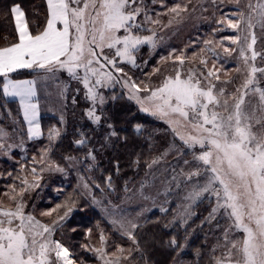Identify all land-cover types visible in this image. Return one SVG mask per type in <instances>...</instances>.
<instances>
[{
	"label": "snow or ice",
	"instance_id": "1",
	"mask_svg": "<svg viewBox=\"0 0 264 264\" xmlns=\"http://www.w3.org/2000/svg\"><path fill=\"white\" fill-rule=\"evenodd\" d=\"M234 2L240 4V0ZM46 3V25L36 34L30 31L20 5L14 4L10 12L15 21L18 42L0 47L3 94L19 99L23 119L28 123L29 139L42 135L39 105L34 100L36 81L12 79L11 73L18 69L33 68L53 74L66 70L86 89L85 98L91 101L86 115L96 124L102 120V114H97V109L106 103L101 89L121 84L128 89L129 98L141 104L143 111H150L143 106L144 101L150 102L153 105L151 114L166 118L174 126L173 131L189 148L199 146V151L192 154L196 166L181 174L188 181H196L187 200L195 203L205 194L214 196L216 205L209 218H214L222 210L229 220L224 230L225 242L219 245L225 252L222 257L215 258V264H264V67L257 66L258 58L264 62V51H257L254 47L257 36L253 31L257 24L264 31V0H257L255 5L249 0L247 8L250 11L247 15L241 10L233 14L234 18L227 20V27L235 29L238 34L216 42L222 48L223 55L213 47L214 41L204 40V47L199 52H192L190 57L185 54L186 50L176 54V49L167 57H161L163 61L171 59L179 67L154 88L148 85L141 87L143 82L138 84L134 81L120 63L127 62L138 67L136 53L140 47L148 45L155 48L159 42L154 29H148L150 35L140 34L145 24L160 25L161 15L170 16L165 27L174 21L179 22L183 14L189 11L187 3H176L167 12L156 13V18L148 14L144 0H46ZM141 15L143 21L138 20ZM221 22L217 21L218 24ZM58 24L62 27H58ZM121 30L122 34H118ZM223 40H230L237 47H224ZM106 49L114 50V54H107ZM205 53H210L213 58L211 68L208 67ZM233 53H237L238 65L232 71L238 75L243 73L244 79L240 86L229 93L227 85L232 84L234 78L224 69V64L216 67V61L226 62L233 57ZM186 62L190 66L184 69ZM222 70L227 79L221 78L219 73ZM160 71L159 67L153 68V74ZM140 92L149 95L141 98ZM252 97H255V103ZM181 127L191 131L181 132ZM139 128L137 125V130ZM109 135L115 136L116 132L112 131ZM7 136L8 133L0 128V151L13 147L5 142ZM59 136L60 129H49L50 143ZM75 143L84 145L87 138L81 134ZM49 151L50 148L42 149L39 161L33 156V164L42 165ZM88 155L95 159L91 151ZM155 163L157 160L154 159L149 167ZM184 163L188 164L189 161L185 160ZM24 168L25 165H21V170ZM44 170L41 167L39 172ZM55 170L63 171L58 165ZM39 172L36 167L30 169L33 176L31 182L26 176L17 177L20 188L18 194L10 196L13 206L0 207V264H76L69 248L51 238L54 226L73 211V197L69 195L64 204L41 212V216H51L58 209H66L58 220L52 222V226L43 224L31 212H25L24 196L40 186ZM201 177H205L203 184L200 183ZM108 181V187L111 188V177H108ZM9 188L11 192H16L15 183ZM83 188L90 192L87 182L83 183ZM93 203L100 202L93 197ZM161 211L166 209L162 208ZM112 223L136 243L132 230L141 225L123 218L114 219ZM233 229L242 232V237L231 239ZM91 231L88 229L87 234L90 235ZM99 239L102 247L92 251L103 264H120L121 259L127 260L131 255L132 249L126 250L116 245V251L110 254L112 259H109L103 230ZM168 243L176 248L182 247L175 237ZM82 247L87 248L88 245ZM126 251L127 256L124 255Z\"/></svg>",
	"mask_w": 264,
	"mask_h": 264
},
{
	"label": "trees",
	"instance_id": "2",
	"mask_svg": "<svg viewBox=\"0 0 264 264\" xmlns=\"http://www.w3.org/2000/svg\"><path fill=\"white\" fill-rule=\"evenodd\" d=\"M14 4L23 8L33 34L42 30L46 24L48 13L45 0H0V47L18 41L15 21L10 12ZM155 6L157 7L152 5L153 10ZM199 27L207 31L208 25ZM216 29L219 32L215 35H219L220 40L229 33L226 28ZM255 29L257 43L254 47L257 51H264V31L258 24ZM202 32L200 31L199 35H202ZM184 42L187 43L186 40ZM223 45L234 47L230 40H223ZM222 63L237 65L236 62L231 63V60H222ZM257 66L264 67V62ZM136 70L137 73L140 72ZM42 71L35 68L18 69L10 76L31 78L36 81L38 88L39 77L46 74ZM146 71L145 68L142 70L143 73ZM239 75L237 74L236 78L238 83ZM65 76L66 74L62 79ZM3 79V76H0V127L8 131V141L12 139L18 142L20 148L25 149L21 150V153L19 146H14L11 152L13 161L11 158L0 160V192L8 190L13 183L16 190H19L20 180L17 177L32 178L30 169L39 168L38 163L33 164V156L39 161L41 150L50 148L45 158L46 163L55 167L58 165L63 171H56L55 168L44 170L43 188L37 191L41 197L35 199L38 196L35 193L36 196L32 195L31 202L26 206L29 208V205H34V209L40 207L41 211H48L57 204H64L69 195L73 197V211L54 226L52 235L55 240L61 241L71 250L77 261L83 264H97V254L92 249L102 246L99 236L103 230L107 239L105 250L109 255L116 251V245L126 250L132 249L128 259H121L120 264H173L178 259L186 261H180L181 264H215V218H209L213 207L207 199L197 200L188 207V202L183 197L186 196L185 192H188L187 187H183L186 185V178L181 173L183 170L187 173L194 167L187 166L185 160L178 157L185 159L192 151L172 135L173 131L164 118L143 112L127 96L121 84L117 83L105 90L106 103L97 109V114H102V120L99 124L93 123L86 115L89 101L80 93L81 90L77 92L72 80L68 79L63 85L64 80L59 79L62 84L56 82L60 89L63 86L65 94L64 103L57 105L62 114L41 112L42 135L29 139L19 102L3 94ZM113 96L116 99H112ZM109 125L112 127L109 128ZM137 125L140 126L139 130ZM50 128L60 129V136L51 143L48 139ZM112 131L116 132L115 136L109 135ZM81 134L87 138V143L77 145L75 141L81 138ZM89 151L95 157L94 160L88 155ZM166 157L169 158L168 161L164 160ZM154 159L157 163L149 167ZM21 165H25L23 170ZM9 173L12 175L9 176ZM66 173L67 176H64ZM41 174L39 172V175ZM108 177H111V188L108 187ZM79 178L83 183L89 184L90 192L80 188ZM194 183L195 180L187 182L191 188ZM133 185H142L140 189L143 191L130 193ZM93 197L100 203L102 201L105 207L110 203L120 204L125 199L121 208L125 209L131 205L128 211L138 212L137 224L141 227L132 230L136 243L123 235L108 219L107 210L110 208L93 203ZM131 200H135V203L132 204ZM162 208L166 211H161ZM65 210L61 208L51 216H45V224L52 226V222L58 220ZM118 213L111 211V217H117ZM88 229L92 230L90 235L87 234ZM173 237L182 247L176 248L168 243ZM83 245L88 247H82ZM117 255L120 253L117 252ZM124 255H128L127 251Z\"/></svg>",
	"mask_w": 264,
	"mask_h": 264
},
{
	"label": "rangeland",
	"instance_id": "3",
	"mask_svg": "<svg viewBox=\"0 0 264 264\" xmlns=\"http://www.w3.org/2000/svg\"><path fill=\"white\" fill-rule=\"evenodd\" d=\"M176 3H180L182 5L185 3L188 4L189 11H187L183 14V19L180 20L179 22L174 21L171 25L165 27L164 25L168 24V20L170 19V16L169 15H161L159 17V19L162 22L160 25H152V24L146 23L144 26V29L141 30L140 34L141 35H150L151 32L148 31V29H154L156 31V37L159 41L157 46L155 48H152L148 45H142L140 47L139 51L136 53V63L138 65V67H133L132 65L128 64L127 62H121L120 63V66L124 68L125 73H127V75L130 76L134 81H136L138 84L143 82V84H141V87H143V85H148L149 87L154 88V87L158 86L163 81L165 76L174 74V69L179 67V65L174 64L171 59L166 60V61L161 60V57H167L168 54L170 52H172L173 49H176V54H179L181 50H186L185 54L190 57L192 52H194V51L199 52V49L201 47H204V44H203L204 40H212V41H214L213 47L216 48V51L223 54L222 48L216 43V42H219V40H220V36L215 35L216 33L219 32V30L216 28L229 29L228 35L225 34L224 37L235 36L238 33L235 29H231V28L227 27V20L234 18L233 14L237 13L241 10L244 11L245 15H247L248 12L250 11L247 8V4L249 3V0H240L239 5H237L234 2V0H191L190 3H189V0H144V5L148 9V14L150 11H152L149 15L152 16L153 18H156V13L167 12V9L173 7ZM251 3L253 5H255L257 3V0H251ZM162 4H163V6H162ZM152 5H157V7L155 6V9L153 10ZM143 19H144L143 15L138 17L139 21H143ZM217 21H222V22L218 24ZM199 25H202L204 27H205V25H208L207 31L201 30ZM194 28H197V29L194 30ZM256 30L257 29H255V30L253 29L254 32H256ZM200 31H203L202 35H199ZM118 34H122V30H121V33H118ZM241 34L242 33H240V35ZM183 40L184 41L186 40L187 43H185ZM193 42H195V43L193 44ZM186 46H188V47H186ZM223 46L224 47H230V48L237 47L234 44H233L234 47L226 46V45H223ZM105 51L109 55L114 54V50L109 51L106 49ZM205 55L208 58V67L211 68L213 65V58H212L210 53H205ZM236 56H237V53H233V57L230 60H231V63L236 62L238 65V61L236 59ZM198 59H199V57L197 58V62H198ZM230 60L228 59L227 62L228 61L230 62ZM156 63H157V65L154 66V64H156ZM262 63L263 62L260 61V59L258 58L257 64H262ZM221 64H223L222 60L216 61V67H220ZM234 64L233 65H224V69L228 70L229 75L234 78V82L232 84L227 85V91L229 93L233 92L236 87L240 86L243 82V79H244V76L242 73L238 76L239 83L236 81L237 74L232 70L235 69L237 67V65H234ZM189 66L190 65L186 62V64L184 65V69L188 68ZM156 67H159L161 69V71L159 73L153 74V68H156ZM144 68L147 71L143 73L142 70H144ZM136 69H138L140 72L137 73ZM182 72H183V70H182ZM42 73H46V72L43 70ZM62 74L63 75L66 74V76H65L66 79L64 77H63L64 79H62V76H63ZM82 74H83V72L81 70V75ZM219 74L221 75L222 79H227V77H225L223 75V70ZM59 79H61L62 81L64 80L63 85L65 83H67L68 79L72 80L73 86L76 88L77 92L81 90L80 93L85 96L86 89L84 88L83 84L80 83L79 81L73 79L67 73L66 70H59V71L55 72L54 74L53 73H46L45 76L42 75L39 77L38 88L36 87L37 97L39 99V95H40V98H41V101H39L40 114L43 111L47 112V113H53L56 115L62 114V112L57 108V105H61L62 102L64 103L65 100L63 98H64L65 94L63 93V86L61 89L59 87V84H62L61 80H59ZM56 81H59V84ZM235 84H236V87H235ZM122 88L125 90V93L129 97L128 89H126L124 87H122ZM105 90L107 91V90H109V88L101 89L103 94L105 93ZM146 95H149V93H145V92L139 93V96L141 98H143ZM246 99H248V98H246ZM251 99H252L253 103L256 102L255 97H252ZM132 100L142 110L141 104L138 103L136 99H132ZM143 106L150 109V111H148V112H145L142 110L143 112H145L151 116L160 117L158 115H152L151 114V109L153 108V105L150 102L144 101ZM88 107H91V101H89ZM173 118H175V117H173ZM164 120H165V123H167V125H169V127L173 131L174 126L169 124L168 120L166 118H164ZM0 128H3V127H0ZM180 131L181 132H187V131H191V129H185V128L181 127ZM6 132L8 133V131H6ZM172 135L175 136L181 143L185 144L183 142V140L180 139V136H178L174 131H173ZM5 142L7 144L13 145V147L10 150L0 151V160H3L4 158H6V159L11 158V160L13 161V158L11 157V152H12V150H14V146L17 147L18 142L13 141L12 139H9V141H8V136H7V139L5 140ZM185 146L189 150L192 151V154L194 151H199L198 145L196 146L195 149L189 148L186 144H185ZM23 149H25V148H22V147L20 148V146H19V151H21ZM21 153H23V152L21 151ZM192 154L190 153V155L186 156L185 159H183L181 156H179L178 158L181 160L189 161V163L186 164L187 166L192 165L193 167H195L196 162L193 161ZM168 159L169 158H167V157L164 158L165 161H168ZM44 161H45V165H43V164L41 165L40 163H38V165H37V166H39V168H37L38 171L41 167H44L45 171H47V169L49 170V165H51V164L46 163L47 159H45ZM51 168L53 169V168H55V166L51 165ZM183 171H185V170H183ZM40 173H42L41 175H39V185L40 186L25 194L24 200L26 201V204L31 202L32 195H33V197L38 195L39 193L37 191H39L40 189L43 188L42 187L43 186V172H40ZM64 176H67V173ZM26 177L30 182L33 180V177L32 178H29L28 176H26ZM204 178L205 177L199 178V179H201L200 180L201 184L204 183ZM187 182H188V180H186V185H183V187L184 186L187 187V191H188V192H185L186 196H183V197H185L184 199H186L188 193L192 190L190 184H187ZM78 185L80 186L81 189H84L83 188V181L81 178H79ZM141 186L142 185H133L131 188V190L132 189L133 190L132 191L130 190V193L137 194V193L143 191L140 189ZM188 186H190V188ZM217 187H219V185H217ZM188 188H189V190H188ZM84 191L89 192V190H85V189H84ZM6 192L9 193V195H5ZM18 193H19V190H16V192L13 193V192H11L10 188L8 190H4V192L3 191L0 192V207H4V208L12 207L14 202H12V200L10 199V196L18 194ZM35 193H36V195H34ZM38 197L40 198L41 195L36 196L35 199H38ZM200 199L201 200L202 199L209 200L210 204L212 205L211 207H215V205H216L215 197L210 196L209 194H205ZM124 202H125V199H123L120 204L115 205V204L110 203V204H107V207H105L101 201V203H99L98 205H100L101 207L104 206V208H110L107 210V213H108L107 216L109 217L108 219L110 221H113L114 219L120 220L123 218L126 221H132L133 223L137 224L136 216H137L138 212L137 211H128L130 209L131 205H128L127 207H125V209H122L121 206L123 205ZM129 202H130V200H129ZM187 202H188L187 203L188 206L190 205V203L192 204V202L189 200H187ZM134 203H135V200L132 201V204H134ZM152 206L153 205H151V207ZM44 211H45L44 209L41 211L40 207L38 209H34V205H32V206L29 205V208H27V206L25 208V212H31L43 224H45V221H44L45 216H43V218H42V216L40 214H41V212H44ZM111 211H112V213H114L115 211H118L119 212L118 216L117 217L114 216L115 218L111 217ZM41 218L43 219V221ZM214 218H215V225L213 227V230H215V240L217 243V245H215V246H217V249H216L217 252H216L215 256L216 257H222L224 252H225V249L223 247H220L219 245H222L225 242L224 241V230L228 226L229 220L224 216L222 210H221V212H218ZM219 221H220V223H219ZM115 227L119 230L118 225H115ZM242 235H243L242 232H239V231L233 229L230 238L231 239H239L242 237ZM51 238L54 239L53 235ZM62 244L65 247H67L64 243H62ZM100 247H102V246H100ZM70 252H71V250H70ZM96 257H97V259H96L97 264H103V261L98 259V256H96ZM72 258L77 263L83 264L80 261H77L73 255H72ZM107 258L112 259V257L110 255ZM180 261L186 262L185 260L178 259V261H175V263H173V264H181V263H179Z\"/></svg>",
	"mask_w": 264,
	"mask_h": 264
},
{
	"label": "crops",
	"instance_id": "4",
	"mask_svg": "<svg viewBox=\"0 0 264 264\" xmlns=\"http://www.w3.org/2000/svg\"><path fill=\"white\" fill-rule=\"evenodd\" d=\"M45 2H46V0H45ZM47 4V3H46ZM19 5V4H18ZM21 7V6H20ZM21 9L23 10V8L21 7ZM24 11V10H23ZM25 18H26V16H25ZM46 25V24H45ZM58 27H62V25H59L58 24ZM18 42V41H17ZM10 78H12V77H10ZM12 79H16V80H24V79H28V80H33V79H31V78H12ZM8 98H10V99H15V100H17L18 102H19V99L18 98H13V97H8ZM34 100H35V102H38V105H39V99H38V97H37V92H36V96L34 97ZM39 113H40V106H39ZM21 114H22V110H21ZM40 116L41 115H39V124H40V128H41V118H40ZM22 117H23V114H22ZM24 120V119H23ZM24 124H25V128H26V131H27V135H28V123L24 120ZM41 132H42V128H41ZM41 136V135H40ZM39 136V137H40ZM39 137H35V138H32V139H36V138H39Z\"/></svg>",
	"mask_w": 264,
	"mask_h": 264
},
{
	"label": "bare ground",
	"instance_id": "5",
	"mask_svg": "<svg viewBox=\"0 0 264 264\" xmlns=\"http://www.w3.org/2000/svg\"><path fill=\"white\" fill-rule=\"evenodd\" d=\"M72 259H73V258H72ZM75 262H76V261H75ZM76 264H79V263L76 262Z\"/></svg>",
	"mask_w": 264,
	"mask_h": 264
}]
</instances>
